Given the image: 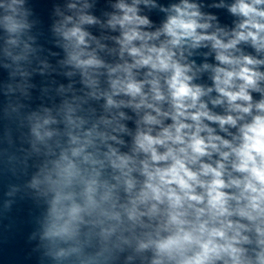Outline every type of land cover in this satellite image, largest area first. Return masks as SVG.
<instances>
[{
	"label": "clouds",
	"instance_id": "obj_1",
	"mask_svg": "<svg viewBox=\"0 0 264 264\" xmlns=\"http://www.w3.org/2000/svg\"><path fill=\"white\" fill-rule=\"evenodd\" d=\"M97 2L54 6V51L29 0H0L22 264H264V0Z\"/></svg>",
	"mask_w": 264,
	"mask_h": 264
},
{
	"label": "water",
	"instance_id": "obj_2",
	"mask_svg": "<svg viewBox=\"0 0 264 264\" xmlns=\"http://www.w3.org/2000/svg\"><path fill=\"white\" fill-rule=\"evenodd\" d=\"M10 183L20 184L10 173L0 172V264H22L30 247L26 241L35 227L37 209L31 201L18 198L6 209L3 192ZM30 264H36L35 258Z\"/></svg>",
	"mask_w": 264,
	"mask_h": 264
}]
</instances>
